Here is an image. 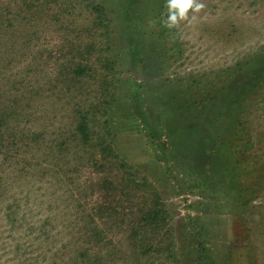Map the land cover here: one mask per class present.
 <instances>
[{"label":"rangeland","instance_id":"1","mask_svg":"<svg viewBox=\"0 0 264 264\" xmlns=\"http://www.w3.org/2000/svg\"><path fill=\"white\" fill-rule=\"evenodd\" d=\"M195 3L0 0V264H264V0Z\"/></svg>","mask_w":264,"mask_h":264},{"label":"trees","instance_id":"2","mask_svg":"<svg viewBox=\"0 0 264 264\" xmlns=\"http://www.w3.org/2000/svg\"><path fill=\"white\" fill-rule=\"evenodd\" d=\"M0 18L2 19V18H4V16H0ZM6 18V17H5ZM76 74H78L77 72H76ZM165 82H164V88H163V91L161 92L163 95H167V97H169V93H170V88H169V82H167V80H164ZM118 88L119 87H111V89H110V92H111V102L109 103V106H110V108H116L117 106H116V100H117V95L115 96L114 95V93H116L117 91H118ZM132 85L128 88V93H131V90H132ZM162 94H161V96H162ZM173 101H171L169 98H167V100L166 101H164V102H162L161 104H159L160 105V108H159V111H158V113L162 116V117H164L165 118V121H167V123H168V125H169V127H170V130H168L167 131V129H166V131H167V134H166V138H168V139H172L174 136H175V134H176V132H175V129L173 128L172 129V126H173V124H175V123H178V122H180L181 120H184L183 119V115H181V108L179 107V106H176L174 103H172ZM118 105V107H119V104H117ZM165 108V110H163ZM118 110V112H119V108L117 109ZM164 113H166V115H164ZM163 118V119H164ZM82 119H84V120H86V117L85 116H83L82 117ZM0 122H1V119H0ZM187 136L188 137H192V136H190V134L188 133L187 134ZM180 139H184L185 140V137L184 136H181L180 137ZM190 150H191V147H188ZM146 223V225H148L149 224V222L147 221V222H145ZM135 224L136 223H132V228L134 229V228H136L135 227ZM134 238V237H133ZM135 240V239H134ZM185 240V239H184ZM83 256V255H82ZM199 258H201V256H199ZM149 261H151V260H153L152 258H149L148 259ZM99 264H102V262L101 261H99Z\"/></svg>","mask_w":264,"mask_h":264},{"label":"clouds","instance_id":"3","mask_svg":"<svg viewBox=\"0 0 264 264\" xmlns=\"http://www.w3.org/2000/svg\"><path fill=\"white\" fill-rule=\"evenodd\" d=\"M204 5L202 3H195L194 0H168V16L165 23L167 28L174 27L178 20L186 18V14L190 8L199 10Z\"/></svg>","mask_w":264,"mask_h":264}]
</instances>
